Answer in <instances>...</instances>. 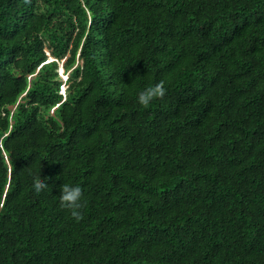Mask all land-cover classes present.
I'll return each instance as SVG.
<instances>
[{
	"label": "trees",
	"instance_id": "obj_1",
	"mask_svg": "<svg viewBox=\"0 0 264 264\" xmlns=\"http://www.w3.org/2000/svg\"><path fill=\"white\" fill-rule=\"evenodd\" d=\"M0 264H264V0H0Z\"/></svg>",
	"mask_w": 264,
	"mask_h": 264
},
{
	"label": "clouds",
	"instance_id": "obj_2",
	"mask_svg": "<svg viewBox=\"0 0 264 264\" xmlns=\"http://www.w3.org/2000/svg\"><path fill=\"white\" fill-rule=\"evenodd\" d=\"M55 61V60H54ZM60 69L64 71L63 65L60 66ZM59 75L61 79H64L62 74ZM61 93L63 96H66V91L64 90L66 84L68 83V79H65V82L62 80ZM67 90V89H66ZM166 94V88L164 86V81H159L150 86L144 87L141 91L138 92L136 96V102L140 106H148L154 99L163 98ZM54 162V161H53ZM48 177L41 178L40 174H34L31 176V187L35 195H40L44 190L48 189L49 184L46 183ZM59 196V206L63 209L70 210V214L76 220L82 218L81 209L84 208L86 201L84 200V193L82 186L80 184H72V183H63L60 186V194Z\"/></svg>",
	"mask_w": 264,
	"mask_h": 264
},
{
	"label": "rangeland",
	"instance_id": "obj_3",
	"mask_svg": "<svg viewBox=\"0 0 264 264\" xmlns=\"http://www.w3.org/2000/svg\"><path fill=\"white\" fill-rule=\"evenodd\" d=\"M46 52H47L48 60H50V62L54 61L55 58L52 56L51 51L50 50H46ZM62 62L63 61L60 62L61 65H62ZM67 73H68V75H66V73H65V79H68L70 77L69 76V72H67ZM65 79H62V80L65 82ZM68 86H69V82L65 86V88L67 89V93H68Z\"/></svg>",
	"mask_w": 264,
	"mask_h": 264
}]
</instances>
